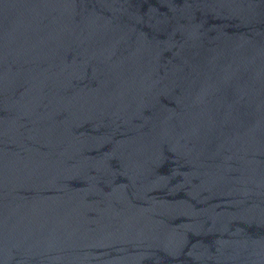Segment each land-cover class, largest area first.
<instances>
[{
    "label": "water",
    "instance_id": "obj_1",
    "mask_svg": "<svg viewBox=\"0 0 264 264\" xmlns=\"http://www.w3.org/2000/svg\"><path fill=\"white\" fill-rule=\"evenodd\" d=\"M0 264H264V0H0Z\"/></svg>",
    "mask_w": 264,
    "mask_h": 264
}]
</instances>
